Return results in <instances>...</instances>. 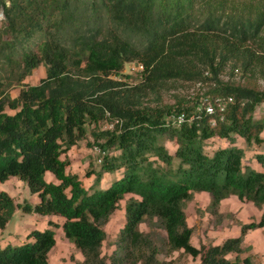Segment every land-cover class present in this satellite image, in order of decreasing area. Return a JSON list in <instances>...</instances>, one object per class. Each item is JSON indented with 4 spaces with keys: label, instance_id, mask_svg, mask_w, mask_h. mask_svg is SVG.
Wrapping results in <instances>:
<instances>
[{
    "label": "trees",
    "instance_id": "16d2710c",
    "mask_svg": "<svg viewBox=\"0 0 264 264\" xmlns=\"http://www.w3.org/2000/svg\"><path fill=\"white\" fill-rule=\"evenodd\" d=\"M0 12V60L11 67L5 86L15 76L20 86L15 97L0 90V182L17 176L38 196L33 205L15 203L0 189V229L17 209L60 216L83 257L74 264H175L159 256L179 250L198 259L192 264H254L240 253L250 250L243 245L247 231L264 229V212L242 223L238 236L198 248L186 205L194 192H208L217 225L224 198L264 204V171L244 164L237 145L241 137L260 146L254 157L264 164V118L252 116L264 90L222 78L227 69L264 76V0H0ZM130 61L142 65L140 81L112 76ZM40 66L39 82H24ZM179 80L209 84L194 98L161 103L162 91ZM228 97L220 111L217 101ZM108 118L111 129L92 131L104 154L100 169L88 171L95 177L86 188L66 171L62 155L85 138L87 124ZM214 137L227 145L208 151ZM165 141L175 144L173 153ZM126 194L125 223L107 262L103 226ZM143 222L164 232L160 244L139 229ZM55 225L0 246V264H48Z\"/></svg>",
    "mask_w": 264,
    "mask_h": 264
},
{
    "label": "rangeland",
    "instance_id": "374dc122",
    "mask_svg": "<svg viewBox=\"0 0 264 264\" xmlns=\"http://www.w3.org/2000/svg\"><path fill=\"white\" fill-rule=\"evenodd\" d=\"M0 18H2L1 12ZM39 42L40 39L30 41L28 43V48L34 49ZM10 68V66H7L2 60H0V90L6 89L12 97H15L20 89L19 84L16 83V76L11 78V81L14 83L13 85L5 86L6 83H8V78H10L8 76ZM225 71L226 72L222 74V78L224 79L230 78V80L255 86L258 89L264 90V76L252 79L247 78L246 76L243 78L241 77V72L239 70L235 69L233 74L230 73L229 69ZM44 73V66H40L35 69L31 75L26 77L24 82L35 84L39 82L41 76H44ZM112 76L127 83H137L140 81L138 64L136 61L126 62L122 70L118 74ZM207 83L209 84V81H207L206 84L182 80L173 81L169 83L168 89L162 91L161 103L174 105L183 97L194 98L197 94H201L207 88ZM252 116L254 120H261L264 118V101L256 106ZM113 124L114 121L109 118L100 121L96 126L93 124H87L85 138L71 147L66 156L62 155L63 158L67 157L69 160L66 171L77 174L86 188L93 184L95 177L94 174L88 175V171L90 172L100 169L101 162H99L98 159L103 156L99 155L97 150L93 148L94 145L98 146V144L94 139L92 131L111 129ZM260 135L261 137H264V129ZM214 139L218 143L213 139H211L209 143L207 142L206 145H208V151H212L217 146H222L227 143L225 139ZM165 143L168 151L173 153L176 148L175 144L171 141H165ZM237 145L244 148V156L242 159L244 164L251 161V157H254L255 152L261 150V147L255 143L247 146L241 137H237ZM254 159L256 163L259 164L261 170L263 169L264 171V164L257 161L255 157ZM0 189L8 192L13 197L15 203L27 201L33 205L34 201L37 199V194L30 192L27 185L17 176H10L7 180L0 182ZM129 197L130 194L125 195L124 199L119 203V208L110 216L109 220L103 226L106 231V238L102 243L101 254L107 258V262H109V256L116 247V239L119 230L125 223L124 207L125 202ZM209 201L210 197L207 193L194 192L192 199L188 201L186 205L187 223L193 226L194 235L192 243L198 248L202 243L220 242L225 237L226 232L237 235L238 233L236 232H239V228H241V224L243 223L238 220L239 217L247 221L248 219L256 221L258 219V213H260V216L264 212V204L261 206H254L251 202L240 201L236 197L229 198L223 204H220L219 209L222 210L224 215H226V219L224 220V225L219 229L217 225H213L211 222L213 219H211L210 212L207 209ZM62 219V217L54 214L43 215L34 211L26 212L17 209L15 215L8 222L6 227L0 229V243L2 244L6 241L20 243L30 230L49 227V221H52L57 224V226L55 225L53 227L56 243L48 253V264H74L76 260H82L83 257L74 244L65 237L60 226ZM236 226L238 229L235 231ZM139 229L142 231H150L158 244H160V238L164 237V232L157 228L156 225L149 226V224L143 222L140 223ZM245 241L248 243H246V246H249L250 250L240 253V257L243 258L246 254H250L252 259H254V264H264V234L259 231H249L245 236ZM255 249H257L258 252H254ZM159 257L166 260H175V264H192L194 260H198L193 259L190 255L181 253L180 250L174 251L170 255L161 254ZM229 257L232 259L234 254H230Z\"/></svg>",
    "mask_w": 264,
    "mask_h": 264
},
{
    "label": "crops",
    "instance_id": "0c3cea01",
    "mask_svg": "<svg viewBox=\"0 0 264 264\" xmlns=\"http://www.w3.org/2000/svg\"><path fill=\"white\" fill-rule=\"evenodd\" d=\"M214 138H217V139H219L218 137H214ZM213 138V140H215ZM216 141V140H215ZM217 142V141H216ZM218 143V142H217ZM225 145H227V143L226 144H224V145H222V146H225ZM248 164L250 165V166H252L253 168H255V169H257V170H260V171H263V169L261 170V168H260V166H259V164L258 163H256V161H255V159H254V157L252 156L251 157V161H249L248 162ZM45 178L47 179V180H55L54 179V177L49 173V172H46L45 173ZM51 178H53V179H51ZM110 178V175H109V173H105L104 174V176H103V181H102V184H104V182H105V180H108ZM197 193H207L208 194V192H205V191H201V192H197ZM209 195V194H208ZM236 196H234V195H231V196H229V197H227V198H224V199H222L221 201H220V204H223L227 199H229V198H235ZM237 198V197H236ZM238 199V198H237ZM239 200V199H238ZM38 201V196H37V199H36V201H34V203H36ZM247 202H250V201H247ZM252 203V202H251ZM220 204H219V208H220ZM253 204V203H252ZM254 205V204H253ZM255 206V205H254ZM219 212L220 213H222V210H220L219 209ZM223 214V213H222ZM259 214L260 213H258V219L260 218V216H259ZM57 216V215H56ZM223 216L224 217H222V219H221V222L219 223V224H217V226H218V228L219 229H221V227H222V225H224V220L226 219V215H224L223 214ZM257 219V220H258ZM239 221H241V222H243V223H248V222H250V221H254V220H252V219H248V221L247 220H244V219H242V218H240L239 217V219H238ZM256 220V221H257ZM62 221H63V219H62ZM188 222V221H187ZM62 223V222H61ZM61 225V224H60ZM188 225H189V223H188ZM189 226H192V225H189ZM193 227V226H192ZM238 228H237V226L235 227V231L237 230ZM249 231H251V232H257V231H259V232H261V233H263L264 234V229L263 228H255V229H249L248 231H247V233L249 232ZM236 233H238L237 235H234V233L233 234H230L229 232H226V235H225V237L223 238V240H221L220 242H213L212 244H220V243H222L226 238H228V237H234V236H238L239 234H240V228H239V232H236ZM246 233V234H247ZM246 234H245V236H246ZM194 235V234H193ZM193 235H192V237H191V242H192V238H193ZM245 236H244V239H243V244L246 246V241H245ZM14 244L15 243V241H6V242H4V243H0V246L1 247H3V246H5L6 244ZM206 244V243H205ZM248 244V243H247ZM249 247V246H248ZM254 252H258L257 251V249H255L254 250Z\"/></svg>",
    "mask_w": 264,
    "mask_h": 264
},
{
    "label": "built area",
    "instance_id": "2783aa9c",
    "mask_svg": "<svg viewBox=\"0 0 264 264\" xmlns=\"http://www.w3.org/2000/svg\"><path fill=\"white\" fill-rule=\"evenodd\" d=\"M138 68H139V70H141L142 69V65L141 64H138ZM206 100L207 99L205 97L204 98V101H206ZM231 101H232V98L231 97H228L226 101L225 100L224 101L218 100L217 101L218 102L217 105L219 107V110L220 111H223L224 108H225L226 102H231ZM205 110L209 114L213 113L214 108H213L212 104L209 101H207V103L205 104ZM173 119L179 124L182 121V115L174 116ZM213 124H214V122H213ZM93 148L97 150V152L99 153V155H103L104 154V151L101 150L100 147L94 145ZM98 161L101 162L102 161V158H99Z\"/></svg>",
    "mask_w": 264,
    "mask_h": 264
}]
</instances>
